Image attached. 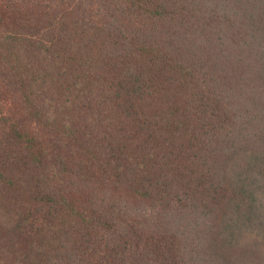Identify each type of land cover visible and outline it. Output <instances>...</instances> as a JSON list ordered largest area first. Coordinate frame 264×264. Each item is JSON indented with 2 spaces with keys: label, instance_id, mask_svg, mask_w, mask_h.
Instances as JSON below:
<instances>
[{
  "label": "trees",
  "instance_id": "obj_1",
  "mask_svg": "<svg viewBox=\"0 0 264 264\" xmlns=\"http://www.w3.org/2000/svg\"><path fill=\"white\" fill-rule=\"evenodd\" d=\"M264 0H0V264H264Z\"/></svg>",
  "mask_w": 264,
  "mask_h": 264
},
{
  "label": "rangeland",
  "instance_id": "obj_2",
  "mask_svg": "<svg viewBox=\"0 0 264 264\" xmlns=\"http://www.w3.org/2000/svg\"><path fill=\"white\" fill-rule=\"evenodd\" d=\"M263 206H264V204H263Z\"/></svg>",
  "mask_w": 264,
  "mask_h": 264
}]
</instances>
